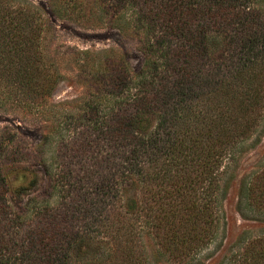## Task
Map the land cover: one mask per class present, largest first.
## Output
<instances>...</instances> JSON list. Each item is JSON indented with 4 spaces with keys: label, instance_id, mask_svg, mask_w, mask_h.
Here are the masks:
<instances>
[{
    "label": "trees",
    "instance_id": "trees-1",
    "mask_svg": "<svg viewBox=\"0 0 264 264\" xmlns=\"http://www.w3.org/2000/svg\"><path fill=\"white\" fill-rule=\"evenodd\" d=\"M222 1L53 0L58 16L132 36L142 54L131 72L113 48L70 49L97 85L61 109L43 102L61 74L43 56L42 13L0 0V103L45 117L46 171L77 195L18 213L0 168V264H153L146 241L164 263L203 264L219 249L229 182L264 133V4ZM91 140L110 151L93 168L57 166ZM237 211L264 222V161L241 178ZM217 264H264V233L242 232Z\"/></svg>",
    "mask_w": 264,
    "mask_h": 264
},
{
    "label": "rangeland",
    "instance_id": "rangeland-1",
    "mask_svg": "<svg viewBox=\"0 0 264 264\" xmlns=\"http://www.w3.org/2000/svg\"><path fill=\"white\" fill-rule=\"evenodd\" d=\"M36 6L41 14V20L46 24L44 33L41 36V48L43 56L48 62H54L61 74L50 97L43 100L45 107L50 104L60 105L59 108H68L67 104L77 103L79 100L90 98L89 92L97 83L91 78L92 73L86 65L78 68L69 56L70 49L99 51L113 48L120 57L123 69L135 72L142 62V54L139 51V43L129 35L119 34L111 28H86L58 16L53 8V0H27ZM217 3V2H216ZM222 4H264V0H223ZM100 57H95L100 60ZM105 61V58H101ZM69 102V103H68ZM72 105V104H70ZM70 107V106H69ZM76 110L75 107H73ZM45 117L38 114L22 111L9 104L0 103V168L4 171L8 182L7 200L12 208L22 213L29 199L49 200L51 206L61 202L64 205L69 198L77 197L76 194H68L60 184L54 183L47 173L45 163L51 161L55 150L52 146L47 151L39 146L45 126L48 122ZM93 139L90 133L86 141ZM87 143V142H86ZM91 140L85 150H67L63 157H59L57 166L70 162L77 169L81 165L93 168V164L99 161L102 156L110 152L104 144ZM105 147V148H104ZM105 149V152L102 149ZM110 150V149H109ZM54 161V160H53ZM264 161V133L260 136V142L243 154L238 166L233 172V178L229 182L226 196L222 202L224 213V234L221 246L213 251L212 257H204L203 264H217L223 256L231 249V246L238 240L242 232L254 234L264 233V222L253 221L243 218L237 211V199L241 178L247 174L253 166ZM105 174L108 171L104 172ZM73 186V185H72ZM76 186L73 188L76 191ZM67 189V188H66ZM71 189V187H69ZM84 192L88 199L96 196L95 182L83 184ZM132 189L126 191V196L133 195ZM82 200V199H81ZM81 225L77 221L74 231ZM146 250L150 253L153 264H167L152 253L150 241H146Z\"/></svg>",
    "mask_w": 264,
    "mask_h": 264
}]
</instances>
